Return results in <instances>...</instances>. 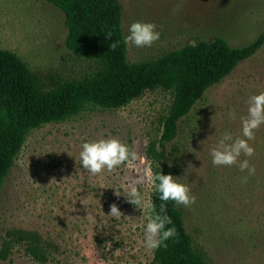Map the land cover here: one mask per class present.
Here are the masks:
<instances>
[{
    "label": "rangeland",
    "instance_id": "obj_1",
    "mask_svg": "<svg viewBox=\"0 0 264 264\" xmlns=\"http://www.w3.org/2000/svg\"><path fill=\"white\" fill-rule=\"evenodd\" d=\"M120 1L125 35L134 21L152 22L160 32L151 46H127L129 62L217 37L240 48L264 32V0ZM67 34L65 14L47 1L0 0V48L15 52L46 89L96 70L95 61L66 47ZM261 91L264 46L205 92L167 144L171 174L183 176L186 169L182 182L195 197L191 206L178 207L194 248L210 264H264V125L249 141L255 149L247 157L252 174L235 165L213 166L209 155L224 131L240 134L245 102ZM171 99L157 88L120 109L84 112L33 130L0 193V264H150L154 250L143 244L149 211L134 209L123 196L140 181L134 186L151 202L148 136ZM229 108L235 119H229ZM107 138L128 144L135 159L112 171L86 172L79 165L81 144ZM112 203L120 217L107 215ZM33 234L54 246L47 247V262L27 251Z\"/></svg>",
    "mask_w": 264,
    "mask_h": 264
},
{
    "label": "trees",
    "instance_id": "obj_2",
    "mask_svg": "<svg viewBox=\"0 0 264 264\" xmlns=\"http://www.w3.org/2000/svg\"><path fill=\"white\" fill-rule=\"evenodd\" d=\"M45 1L65 14L66 47L95 61L97 67L89 76L60 81L46 89L15 52L0 48V193L33 130L84 112L120 109L157 88L170 92L172 99L166 113L159 117L156 131L148 136L146 157L153 174L171 173L166 149L178 135L179 121L191 113L210 87L264 46V32L240 48L217 37L194 46L187 44L153 60L129 62L123 44L124 9L120 0ZM113 41L120 42L114 49L109 47ZM151 203L159 211L162 202L153 188ZM165 209L178 236L167 241V247L154 249L150 264H210L194 248L178 205L168 201ZM30 240L29 254L47 262V249L54 246L36 234Z\"/></svg>",
    "mask_w": 264,
    "mask_h": 264
},
{
    "label": "clouds",
    "instance_id": "obj_3",
    "mask_svg": "<svg viewBox=\"0 0 264 264\" xmlns=\"http://www.w3.org/2000/svg\"><path fill=\"white\" fill-rule=\"evenodd\" d=\"M110 35L109 33L108 36ZM159 39L160 32L156 30L154 23L134 21L128 25L127 34L123 36V44L129 47H145L151 46ZM119 43V41H113L109 47L114 49ZM194 45L195 42H193ZM245 103L247 105L246 114L239 118L240 134L234 136L231 131H224L217 137L214 146L209 148V155L213 166L235 165L241 172L247 170L248 174H252L254 168L247 157H251L255 149L249 141L253 140L255 130L264 125V91L249 96ZM228 117L230 120L235 119V112L231 108L228 110ZM80 149L79 165L93 175L105 170L112 171L130 158L135 159L136 156L128 144L116 138L84 141ZM146 174L153 191L157 193V198L162 202L159 211L150 201H145L141 192L134 186L140 181L129 185L126 196L123 197L134 209L146 208L150 212V215L146 216L147 222L143 227V244L146 249L154 250L167 247L166 242L174 241L178 236L176 227L166 212V202L172 201L175 205L188 207L195 202V197L191 194L188 184L182 182L186 169L183 176H173L171 173L166 174L162 171L153 174L150 170H146ZM115 195L121 196L116 191ZM107 215L120 217L122 212L116 203H112Z\"/></svg>",
    "mask_w": 264,
    "mask_h": 264
}]
</instances>
